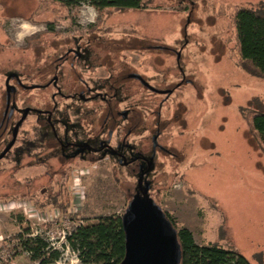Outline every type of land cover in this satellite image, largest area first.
I'll return each mask as SVG.
<instances>
[{
  "label": "rangeland",
  "instance_id": "rangeland-1",
  "mask_svg": "<svg viewBox=\"0 0 264 264\" xmlns=\"http://www.w3.org/2000/svg\"><path fill=\"white\" fill-rule=\"evenodd\" d=\"M260 3L264 0H146L139 10L104 12L98 23V12L86 4L67 8L53 0H0V120L8 75H17L27 87L40 84L39 68L57 53L50 46L96 30L100 46L110 52L106 62L113 65H138L141 51L129 47L148 46L143 64H148L150 82L171 89L160 119L149 116L151 136L166 153L156 148L152 154L146 137L127 139L151 161L143 178L136 163L60 162L41 135L43 129L32 134L33 117L20 125L15 145L0 159V206L6 207L0 209V264H35L16 240L25 229L57 237L73 222L120 217L135 196L132 189L139 186L178 228L191 232L196 244L215 243L248 264H264V152L241 112L264 111V80L239 68L232 20L235 9H256ZM8 16L17 18L5 22ZM92 63L98 67L96 58ZM94 70L79 73L80 83L91 91L83 99L53 97L55 89H33L22 92L17 108L49 104L58 132L71 142H89L98 129L97 138L106 139L107 131L96 127L105 104L90 98L103 92ZM121 97L117 91L116 99ZM155 106L153 102L151 110ZM21 110L2 131L0 155L11 142ZM116 135L112 146L117 150ZM61 205L66 212L57 209ZM54 210L61 214L57 225H43L34 215ZM71 261L75 264L73 258L64 264Z\"/></svg>",
  "mask_w": 264,
  "mask_h": 264
},
{
  "label": "flooded vegetation",
  "instance_id": "flooded-vegetation-1",
  "mask_svg": "<svg viewBox=\"0 0 264 264\" xmlns=\"http://www.w3.org/2000/svg\"><path fill=\"white\" fill-rule=\"evenodd\" d=\"M8 17H5V22L17 18V16ZM96 31H93L88 35L79 34L78 37L73 36L71 38H66L65 40H60L59 42H52L51 44L58 42L57 44L50 46V49L52 51H57V53L50 59L47 58L46 62H44L39 68L38 73H40L43 81L40 82V84L27 87L25 84H22L17 75H8L6 87L9 89L8 93L7 90H5L6 99L0 120V139L7 121L10 122L13 119L15 112L22 109L17 108L16 105L18 100L22 97V92L33 89H55L56 92L51 93L53 97L63 96L65 98L75 97V99H83L84 94L86 92L90 93L91 91L85 84L83 85L80 83V81L83 82V80L79 73L83 70H89L92 68L95 69L93 74L96 72L99 73V81L97 83H100L99 87L103 92L90 95V98H96L99 102H104L105 104L103 108H99L103 114L98 119V123L96 122V127L101 129V133L105 130L107 131L106 139L97 138L99 129L95 136L90 137L91 142H83L79 140L71 142L65 139L67 136H61L57 130V124H55V120L53 121L54 112L49 104H44L45 106L43 108H26L27 106H25L21 110L22 114L19 116L16 123L25 113L26 116L22 125L28 117H33L36 126L34 125V132H32V134H38L40 128L43 129L41 135L46 137L45 142L47 141L49 148L52 149L53 156H56L60 162L64 158H67L66 160H77L87 163L115 160L117 163L128 166L136 163V166L139 169L138 176L139 178H143L151 168V161L149 158L141 155V153H143L142 150L134 148L137 146L132 140L127 139H136V137L141 138L142 136L143 138L146 137V146L152 143V154H154L157 149L166 153L164 147L160 146L157 143V140L151 136V122L149 116L153 115L154 120L160 119L161 107L167 99L168 93L171 92V89H160V82H150L148 64H143L145 55L149 51L148 46L141 43L140 46L129 47L138 48L139 51H141L143 59L142 61H138V65L125 61L121 64L116 63L113 65L110 63L111 60L106 62L107 59H110V56L108 55L110 52L106 53V47L100 46V37L96 34ZM102 31L104 32V30ZM86 45H88V47ZM85 53L89 54V56L85 57ZM94 55H98V57H94ZM87 58H89V62L85 61ZM95 58L99 63L98 67L93 68L92 59ZM76 61L78 62V65L75 66V63H77ZM67 74L68 78H65V75ZM61 80L63 81L61 85H63L64 88L58 85ZM76 82L79 85L76 84ZM66 88L72 92L64 93L63 90ZM117 91H119L122 96L120 100L116 99ZM46 95L47 94H44L42 97L44 98ZM153 102L156 106L151 110ZM119 103H122L124 108H120ZM35 127L37 131L35 130ZM114 133L117 134L115 138L118 143L117 150L112 146ZM74 136L76 137L77 135L74 134ZM120 136L121 139L119 140ZM122 147L126 150L124 153L119 151ZM128 156L132 157V159L129 160ZM62 174L64 173H61L60 175ZM139 182H141V180H139ZM132 191V194L135 195L134 197H141L142 195L146 196L145 190L140 186L137 190L133 188ZM130 196V194H127L126 198Z\"/></svg>",
  "mask_w": 264,
  "mask_h": 264
},
{
  "label": "trees",
  "instance_id": "trees-1",
  "mask_svg": "<svg viewBox=\"0 0 264 264\" xmlns=\"http://www.w3.org/2000/svg\"><path fill=\"white\" fill-rule=\"evenodd\" d=\"M63 7L75 8L88 5L98 12L97 22L104 12L116 10H139L146 0H53ZM236 35L238 61L241 70L251 77L264 80V3L256 9L237 8L232 15ZM249 126V132L260 151L264 152V111L241 110ZM66 212L61 205L57 209ZM58 210V211H59ZM176 232L180 246V264H248L234 251L218 244L198 245L190 231L178 228L173 219L165 213ZM77 213L70 218L75 219ZM122 216H101L84 219L80 226L72 227L69 246L78 252L81 264H120L125 253V240L121 223ZM29 234V229L23 231ZM17 235L22 251L30 254L32 262L50 263L58 258L57 252L47 250V243L39 238Z\"/></svg>",
  "mask_w": 264,
  "mask_h": 264
},
{
  "label": "water",
  "instance_id": "water-1",
  "mask_svg": "<svg viewBox=\"0 0 264 264\" xmlns=\"http://www.w3.org/2000/svg\"><path fill=\"white\" fill-rule=\"evenodd\" d=\"M8 87H6L8 93ZM24 116L16 123L12 140L0 155L2 159L14 145L18 128ZM125 253L120 264H180V246L177 235L164 212L147 196L134 197L121 217Z\"/></svg>",
  "mask_w": 264,
  "mask_h": 264
},
{
  "label": "built area",
  "instance_id": "built-area-1",
  "mask_svg": "<svg viewBox=\"0 0 264 264\" xmlns=\"http://www.w3.org/2000/svg\"><path fill=\"white\" fill-rule=\"evenodd\" d=\"M5 208H6L5 206H0V209H5ZM50 214L51 215L44 214L43 216L42 215L38 216L36 213L34 215H35V217H37L39 222H41V224H43V225H52V224L57 225L58 219L61 218L60 212L58 210H54ZM63 218L66 219L65 217H63ZM65 222H67V220ZM71 222L72 221H69V223H71ZM82 224H83L82 221H78L76 223L73 222L71 227H67L66 231L59 233L57 235V237H54L53 235H51V233H43L44 235H42V233H39V232L29 233L26 235V237L27 238L39 237L47 243V245H48L47 250H49L51 252H57L58 253V258L55 261L50 262V263H45V264H64L68 260V258H70V259L73 258L75 264H81L79 256H78V252L71 250V248L69 246L68 238L70 237L71 228L76 227V226H80ZM23 253L26 256H28V258L30 260V254L28 252H24V251H23ZM33 263L42 264L39 262H33ZM70 264H73L72 261L70 262Z\"/></svg>",
  "mask_w": 264,
  "mask_h": 264
}]
</instances>
